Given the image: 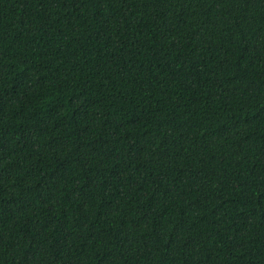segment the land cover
Instances as JSON below:
<instances>
[{
	"label": "trees",
	"instance_id": "obj_1",
	"mask_svg": "<svg viewBox=\"0 0 264 264\" xmlns=\"http://www.w3.org/2000/svg\"><path fill=\"white\" fill-rule=\"evenodd\" d=\"M0 264H264V0H0Z\"/></svg>",
	"mask_w": 264,
	"mask_h": 264
}]
</instances>
